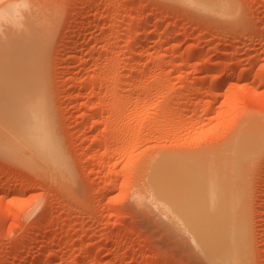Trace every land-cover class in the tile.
Here are the masks:
<instances>
[{"label":"rangeland","instance_id":"1","mask_svg":"<svg viewBox=\"0 0 264 264\" xmlns=\"http://www.w3.org/2000/svg\"><path fill=\"white\" fill-rule=\"evenodd\" d=\"M217 1L0 0V45L51 24L42 90L71 174L0 140V264H212L149 187L167 153H220L264 126V0ZM263 141L241 172L242 264H264Z\"/></svg>","mask_w":264,"mask_h":264},{"label":"bare ground","instance_id":"2","mask_svg":"<svg viewBox=\"0 0 264 264\" xmlns=\"http://www.w3.org/2000/svg\"><path fill=\"white\" fill-rule=\"evenodd\" d=\"M195 1L207 5L212 12H217L221 4L217 0ZM14 7L3 12L14 16L17 9ZM3 16L0 15V18ZM46 23L42 30L35 31L38 27H32V33L29 31L26 37L0 45V123H3L0 131L4 130V133L3 130L0 133V140L3 139L9 151L11 147H17L13 151L22 147L27 149L24 151H31L39 161L30 156L29 151L27 155L34 159L33 163L28 162L32 161L29 156L21 154L30 165L36 162L35 166L39 169L38 164H45L55 175L54 179L62 178L63 174L68 180L67 177L71 175L69 166L65 164L52 133L48 100L42 90L46 51L51 38V24ZM218 80L212 83L215 85ZM230 140L220 153L215 150L220 158L212 150L210 152L215 155L208 151L209 154L204 153L206 157L202 152L201 157L167 153L160 159L162 172L155 177L157 184L154 187L148 185L153 203L171 216L174 225L176 223L193 239L202 255L212 264H242L248 258L251 250L248 199L241 172L244 173L245 170H242L256 154V147L260 148L262 144L264 126L250 122L246 129L243 128L239 135ZM2 146L0 149L3 148L5 153L6 147ZM40 170L46 172L44 168ZM59 172L60 177L57 175Z\"/></svg>","mask_w":264,"mask_h":264}]
</instances>
